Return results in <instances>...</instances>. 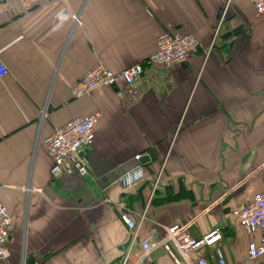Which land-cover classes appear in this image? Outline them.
Listing matches in <instances>:
<instances>
[{"label":"crops","instance_id":"obj_1","mask_svg":"<svg viewBox=\"0 0 264 264\" xmlns=\"http://www.w3.org/2000/svg\"><path fill=\"white\" fill-rule=\"evenodd\" d=\"M7 2L0 202L12 223L0 264H116L128 236L117 200L145 213L140 240L174 223L195 239L218 228L227 264L244 257L249 235L232 210L264 190V16L251 0H49L26 12ZM165 30L196 38L185 62L70 97L97 64L118 73L144 61ZM95 111L88 173L53 177L43 140ZM143 264L169 261L158 248Z\"/></svg>","mask_w":264,"mask_h":264},{"label":"built area","instance_id":"obj_2","mask_svg":"<svg viewBox=\"0 0 264 264\" xmlns=\"http://www.w3.org/2000/svg\"><path fill=\"white\" fill-rule=\"evenodd\" d=\"M18 1L26 12L49 0ZM251 4L255 16L263 17L264 0H251ZM7 12V0H0V22L5 19ZM196 45L197 40L191 33L181 34L165 30L157 36L155 50L144 61L128 66L118 73L97 64L70 86V97L79 98L101 87L115 88L119 82L130 85L142 74L146 65L168 67L185 62ZM6 73L7 68L0 60V76ZM99 116L98 111L76 116L54 128L52 133L43 140L45 150L52 160L50 174L53 177L70 173L85 176L88 173L85 152L91 145L94 127ZM139 158L140 155L135 156V159ZM141 176L142 167L138 165L123 174L119 181L123 187L131 186ZM112 205L118 211L119 218L128 232L124 251L116 264H129L136 246L140 254L133 264H143L151 252L158 248L164 251L169 264H227L222 250L216 244L221 238L218 228L195 239L187 232L186 225L174 223L163 227L158 237L149 236L140 240L139 228L146 219L145 213L133 214L122 200L112 202ZM232 215L249 235L246 255L233 261L232 264H264V190L255 193L247 204L233 209ZM11 223L12 213L0 202V258L7 257Z\"/></svg>","mask_w":264,"mask_h":264},{"label":"rangeland","instance_id":"obj_3","mask_svg":"<svg viewBox=\"0 0 264 264\" xmlns=\"http://www.w3.org/2000/svg\"><path fill=\"white\" fill-rule=\"evenodd\" d=\"M220 234H221V232H220ZM224 237H225V236H223V235L221 234V238L218 240V242H220L221 240L224 241V240H223ZM218 242H217V243H218ZM217 243H216V244H217Z\"/></svg>","mask_w":264,"mask_h":264},{"label":"water","instance_id":"obj_4","mask_svg":"<svg viewBox=\"0 0 264 264\" xmlns=\"http://www.w3.org/2000/svg\"><path fill=\"white\" fill-rule=\"evenodd\" d=\"M143 159V158H142ZM32 263V260L30 259V260H28V263L27 264H31Z\"/></svg>","mask_w":264,"mask_h":264}]
</instances>
